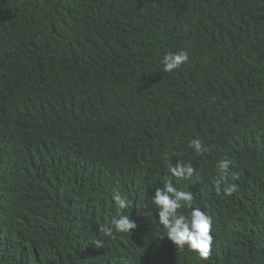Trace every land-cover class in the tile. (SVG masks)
I'll return each mask as SVG.
<instances>
[{"label": "trees", "instance_id": "1", "mask_svg": "<svg viewBox=\"0 0 264 264\" xmlns=\"http://www.w3.org/2000/svg\"><path fill=\"white\" fill-rule=\"evenodd\" d=\"M169 180L211 216L210 259L158 222ZM0 264H264V0H0Z\"/></svg>", "mask_w": 264, "mask_h": 264}, {"label": "clouds", "instance_id": "2", "mask_svg": "<svg viewBox=\"0 0 264 264\" xmlns=\"http://www.w3.org/2000/svg\"><path fill=\"white\" fill-rule=\"evenodd\" d=\"M189 61L187 51L178 53H168L161 61L164 72H172L181 65ZM189 148H192L197 155H204L210 149L203 145L200 138L189 141ZM219 176L215 184L217 192L221 190V184L224 185L223 192L226 196H231L237 191L236 184H229V168L235 167L231 159L222 158L216 165ZM168 171L176 179L190 178L195 173V168L191 162L183 163L177 160L173 165L168 163ZM231 179H238L236 173L231 174ZM113 201L118 210L123 212L131 206V202L117 190H113ZM194 195L191 191L178 190L169 180L165 182L163 188H156L152 199L153 205L158 210V222L166 229V236L169 241L180 251L187 249L196 253L201 260H208L211 257L214 237L212 233V218L203 212L199 207H193ZM181 209H191L189 216L181 214ZM116 232H133L137 225L130 221L126 215H121L118 220H113ZM99 231L107 237H113L111 227L104 225L99 227ZM162 236L161 238H163ZM114 238V237H113ZM103 243L96 241V248H102Z\"/></svg>", "mask_w": 264, "mask_h": 264}]
</instances>
